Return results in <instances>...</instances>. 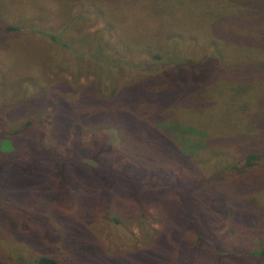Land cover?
<instances>
[{
    "label": "rangeland",
    "instance_id": "rangeland-1",
    "mask_svg": "<svg viewBox=\"0 0 264 264\" xmlns=\"http://www.w3.org/2000/svg\"><path fill=\"white\" fill-rule=\"evenodd\" d=\"M144 1L148 0L137 4L141 11ZM219 1H242V17L228 9L219 21L232 33L251 30L254 40H239L242 49L236 44L227 49L217 41L225 37L217 35L204 43L168 40L177 59L198 65L190 70L188 84L196 89L200 81L205 83L211 96L210 104L200 110L174 109L170 121L200 132L184 135L187 141L200 139L204 147L217 142L222 159L218 163L212 158L190 170L186 164L193 160L185 150V163L177 161L168 172L177 185L184 178L213 184L208 189L211 196H193L192 207L200 219L195 228L193 224L164 227L155 220L139 224L132 218L136 206L127 203L122 210L116 206V218L111 221L97 199L99 183L74 175L71 166L76 159L64 158L74 143L73 131L53 127L49 99L62 93L51 86L48 96L45 87L53 81L65 82L74 93L62 96L71 100L93 80L94 73L93 68L76 64L66 49H58L44 34H59L67 41L69 36L84 34L93 39L102 33L111 48L105 49L107 53L121 51L117 35L98 9L99 1L0 0V264H35L40 256L59 264H264L246 256L264 248V0ZM166 2L180 9L172 12V18L162 19L164 25L187 22L207 27L208 20L199 17L202 14L187 12V6L199 1ZM76 14L82 20H73ZM243 17L245 21L239 23ZM155 21V26L145 22L153 26L152 32L161 25ZM72 50L89 54L93 49ZM173 76L183 81L178 71ZM19 129L21 133L14 135ZM97 130L84 128L80 142L99 140ZM114 137L117 146L118 137ZM172 137L177 140L178 136ZM249 154L257 156L250 167L243 165ZM63 178L62 192L58 186ZM114 191L120 194L123 189ZM158 208L160 218L179 215L178 206L161 202Z\"/></svg>",
    "mask_w": 264,
    "mask_h": 264
},
{
    "label": "trees",
    "instance_id": "trees-1",
    "mask_svg": "<svg viewBox=\"0 0 264 264\" xmlns=\"http://www.w3.org/2000/svg\"><path fill=\"white\" fill-rule=\"evenodd\" d=\"M98 1L100 13L123 46L121 51L107 53L105 49L111 48L103 41L102 33L93 39L84 34L78 38L75 35L69 36L67 41L59 34H44L58 49H66L74 57L76 64L81 62L83 69L85 66L93 68L91 70L94 73L93 80L79 89L76 97L71 100L62 96L74 93L67 83L53 81L48 88L45 87V94L48 96L51 86V90L57 94L62 93L56 95L55 99H49L53 109V127L73 131L74 143L70 154L66 153L64 158L76 159L74 166H71L74 175L82 179L91 177V181L99 183L97 199L111 221H115L116 206L122 210L121 206L127 203L129 206H136V216L131 215L139 224L155 220L164 227L169 224H193L198 228L200 219L195 213V207H192L193 196L199 199L211 196L208 189L213 184L202 185L201 179L184 178L181 181L183 185H177L168 172L177 161L185 163V150L188 151L185 153L191 157L190 160H193V163L186 164L190 170L212 158L218 160V163L222 159L218 148H215L217 142H209L204 147L200 144V139L193 141L195 143L187 141L184 135H200V132L170 121L174 109L200 110L210 104L211 96L204 86L205 83L201 85L200 81L196 84V89H192L194 85L188 84L190 70L198 68V65L195 61L177 59L172 48L168 46V40L187 38L204 43L217 35L225 37L227 42L223 37H220L223 40L219 38L217 41L227 49H231L234 44L242 49L239 40L255 39L251 30L244 34L242 31L239 34L236 30L232 33L231 28L224 30L219 20L228 9L231 10V15L236 10L242 17L245 14L243 3L240 4L242 1H239L237 4H222L215 0L213 4H206L204 0H196L201 4L187 6V12L202 14L199 17L207 19L208 24L216 19L214 23L204 27L199 23L189 25L182 22L179 26L174 23H161L162 19L172 18V12L178 13L180 9V6L170 5L166 0L144 1L146 4L142 6V11L139 10L141 5H137L140 0ZM153 16L161 24L158 26L159 31L152 32L153 26L145 23L153 22L155 26ZM75 17L73 20L80 19L77 14ZM244 21L243 17L239 23ZM195 48L198 49L197 43ZM70 49L93 50L89 54H79ZM176 71L181 73L182 82L177 77L174 80ZM101 127L112 132L101 130ZM84 128H98L97 133H100L101 138L96 141L90 139V143H81L80 131ZM20 133L19 129L13 134ZM112 133L118 137L117 146ZM176 134L177 140L172 137ZM177 143L180 146L178 148ZM201 156L203 157L200 159ZM256 158V155H247L243 158V165L250 167L251 160ZM55 162L56 166L63 168V165ZM232 167L236 168L234 164ZM224 170L219 169L222 172ZM83 172L86 174L83 175ZM64 181L63 178L58 186V190L62 192L66 188ZM204 186L207 187L203 188ZM115 187L122 188V193H116ZM161 202L168 206H178L179 215L175 218L173 214L158 217V206ZM148 208H153L154 211L149 213ZM246 256L264 260V248L249 252ZM35 264L59 263L53 258L40 256L35 259Z\"/></svg>",
    "mask_w": 264,
    "mask_h": 264
}]
</instances>
